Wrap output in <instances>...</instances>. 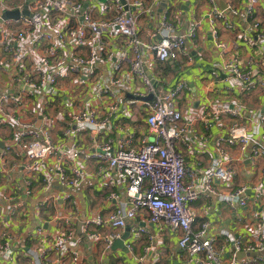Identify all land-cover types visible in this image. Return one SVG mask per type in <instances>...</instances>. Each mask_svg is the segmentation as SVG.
I'll return each mask as SVG.
<instances>
[{
    "label": "built area",
    "instance_id": "built-area-1",
    "mask_svg": "<svg viewBox=\"0 0 264 264\" xmlns=\"http://www.w3.org/2000/svg\"><path fill=\"white\" fill-rule=\"evenodd\" d=\"M10 1L0 0V4ZM28 1L26 10H12L19 12L17 19L4 20L3 14H0V32L6 20L13 21L21 28L18 31L1 32L0 36L4 53L15 54L17 57L14 80L16 83H23L25 87L0 94V127L13 126V143L24 147L27 164L23 166L24 179L21 188L25 196L28 198L33 192L32 177H40L45 188L50 186L52 177H55L62 187H72L82 177V170L77 167L76 162L93 161L99 169L115 172L119 184L125 183L124 198L121 201L118 200V194H109V199L115 202L111 211L106 215L92 214L81 226L86 237L104 244L105 252L120 238L121 235L116 230L124 229L128 221L135 219L138 213L143 211L149 224L165 226L178 233L182 264H250L247 259L242 263H237L235 259H222V248H219L217 239L208 235V222H202L194 229L195 219L190 205L197 202L200 195H204L216 197L230 206L237 204L244 207L248 186H240L231 193L224 194L217 190L213 183L228 179L225 166L228 163L229 148L236 147L244 154L247 152L249 160L264 158V132L262 136L256 135L241 122L244 117L239 108H221L219 113L229 114L236 121L230 123L225 136L215 140L214 148L218 160L203 169V185L198 189L195 183L197 173L185 166L184 159L176 151L177 144L185 139V128L179 125L182 115L176 101L179 94L187 89V84L179 81L168 90H157L144 68L145 52L153 53L155 60L161 63L183 54L186 41H193L196 37L195 29H189L185 35L175 34L172 25L167 21V11H164L161 16L159 39L144 42L137 35L136 20L138 14L152 11L153 4H146L145 0H105L99 5V9L102 13L109 12L108 18L92 16L89 6L93 0H76L71 4L68 0ZM225 1V7L220 9L210 0V9L206 15L211 35L218 48L223 45L218 41L217 23L231 30L234 21L254 18L255 9L260 3V0H246L236 7L232 0ZM23 11L28 12V15H23ZM69 15L79 17L77 26L69 25ZM48 18L50 22L47 21ZM42 26L51 34L42 31ZM156 35L152 34L151 38ZM109 36L123 38L125 46L117 47L113 42L106 53L104 41ZM26 39H29L35 48L43 47L31 70L26 69L23 60L26 53L23 42ZM239 41L249 46L253 42L264 44L263 22L254 19L239 35ZM82 47H86L85 55L72 54L71 63L64 64L62 54L68 57L69 49ZM127 53H130L132 58L129 70L123 73L121 64ZM103 59L108 62L109 70L104 78H96L94 67ZM262 70L264 76V68ZM222 71L223 77L215 72L212 76L225 82L229 92L233 87L252 91L256 86L264 84V80L256 79L255 70L251 67L244 70L240 60L235 57L224 64ZM81 74L88 78L86 89L92 98L109 100L104 114L99 115L90 106V98H84L83 102H80L82 105L79 103L80 106L76 110L69 109L72 103L61 100V85L71 78V83H79ZM135 78L140 81L144 91H136L130 96L141 101L142 110L145 112V132L138 136L128 134L107 137L91 150L84 147L65 148L54 141L53 131L59 122L65 124L62 129L64 138L72 134L70 125L90 135H108L112 132L114 120L126 117L128 106L136 102L126 99L125 103H122L126 93H130L132 80ZM148 95H152L150 100H141ZM28 99L37 106L33 121L23 120L18 113V108L24 106ZM49 106H54L57 112L47 111ZM256 118V126L263 129L264 111L257 114ZM23 140L26 142L22 143ZM50 158H53L54 162L45 165V160ZM67 164L70 165L69 169ZM260 171L264 176V166ZM254 190L259 191L258 188ZM62 199L70 200V195L65 194ZM71 205L76 207V202L71 201ZM8 210L12 216L18 213L17 205H10ZM52 217L58 223L55 226L56 234L52 237L51 246L54 253L65 259L67 264H84L78 251L71 217L61 214H54ZM253 218L259 219V214L254 212ZM103 227H109L113 232L102 234L95 231ZM262 228L264 232V221ZM36 231L38 235L42 232L41 228ZM138 232L146 233V230L144 227H138ZM221 235L224 242H232L236 250H240L239 237L226 231ZM260 242V250H264V234L260 235ZM150 248V244L143 248V257L139 262H143ZM46 251L45 248L38 251L29 250L32 264H48L45 261ZM1 258L14 261L12 238L5 230L0 232Z\"/></svg>",
    "mask_w": 264,
    "mask_h": 264
},
{
    "label": "crops",
    "instance_id": "crops-1",
    "mask_svg": "<svg viewBox=\"0 0 264 264\" xmlns=\"http://www.w3.org/2000/svg\"><path fill=\"white\" fill-rule=\"evenodd\" d=\"M75 1L68 0L70 4ZM97 1L93 0L89 6L92 16L94 18L110 17L109 12L100 11L101 3ZM244 1L246 0H232L236 7ZM145 2L153 5L150 13L137 16V35L142 41L159 39L161 16L164 11H167V21L172 25L175 34L185 35L192 28L196 31L195 39L186 41L185 52L177 58L161 63L155 60L153 53L145 52L143 59L145 71L151 76L157 90H168L179 81L187 84V89L179 94L176 101L182 115L179 125L185 128V139L177 144L176 151L181 154L185 166L197 173L195 183L199 189L203 185L201 177L203 169L212 166L215 160H218V154L214 148L215 140L220 136H225L230 123L236 121L229 114L219 113L221 108L224 106L239 108L240 114L244 117L240 121L256 135H263L264 128L256 126V116L264 111V84L256 86L252 91L233 87L229 92L225 82L215 79L212 73H218L223 77L222 67L235 57L240 60L244 70L251 67L255 70L256 79L264 80L261 72L264 68V44L253 42L249 46L239 41V35L254 19L264 24V0H260L256 7L254 18L234 21L231 30L217 23L218 41L223 45L222 48L215 46L206 18L211 5L210 0H145ZM213 2L218 8L223 9L226 1L213 0ZM28 5V0L3 2L2 5L0 4V14L16 8L26 10ZM47 21L50 22L49 18ZM67 21L70 26H77L79 17L69 15ZM1 27V32L21 29L11 20L3 22ZM40 29L50 33L44 26ZM152 34L157 35L151 38ZM113 42L117 47L125 46L123 38L109 36L104 41L106 53ZM23 43L26 50L24 65L27 70H31L43 47L36 46L35 48L30 44L29 39ZM68 52L70 54L68 57L62 54L64 64L71 63L72 54L85 55L86 47L69 49ZM131 58L132 55L127 53L122 60L123 73L129 70ZM16 62V55L4 53L0 41V94L5 91L25 89L23 83H16L14 80ZM94 70L96 78L101 76L104 78L109 70V64L103 59L95 65ZM71 79L61 85L63 89L61 100L68 104L72 103L69 109L76 110L82 105L80 102H83L84 98H90V106L99 115L104 114L109 100L91 97L86 89L89 84L88 78L84 74L79 76V83H71ZM131 88L130 93H126L122 99V103L124 104L126 99L136 102L128 106L126 117L114 120V129L108 135L106 133L90 135L70 125L72 134L64 138L62 129L65 124L59 122L53 131L54 141L65 148L84 147L91 150L107 137L114 138L128 134L138 136L145 132V112L142 110L141 101L131 98L134 92H143L144 87L135 78L132 80ZM28 100L24 106L18 108V113L23 120L33 121L37 106L31 99ZM48 110L53 113L57 112L54 106H49ZM14 131L13 126L0 127V232L5 230L12 238L14 252L13 262L1 258L0 264H32L28 251H38L42 248L47 250L45 261L48 264H67L65 259L52 250V237L56 234L55 226L58 224L53 220L54 214L71 217L77 237L78 251L82 255L84 264L183 263L182 252L178 246V233L170 231L165 226L149 224L147 215L143 211L139 212L135 219L128 221L124 229L116 230L121 236L128 234L123 241L124 248L122 249L112 250L111 246L110 250L105 252L101 241L85 236L81 227L82 223L92 214L106 215L113 209L115 202L109 199V194H118V200L121 201L125 193V183H118V175L112 171L99 169L93 161L76 162L77 167L82 170V177L72 187H62L56 178L52 177L50 186L45 188L40 177H32L33 192L27 198L21 188L22 179H24L23 166L27 164V159L24 147L13 143ZM25 142L26 140H23L22 143ZM227 152L228 163L225 168L228 171V179L224 182L214 181L213 185L224 194H229L240 186H248L246 205L244 207H239L237 204L230 206L216 197L200 195L198 201L190 205L195 219L194 229L200 223L208 222V235L217 239L219 248H222V259L225 261L235 259L237 263H242L247 259L250 260V264H264V250H260V235L264 234L262 228L264 176L260 169L264 166V158L249 160L248 153H240L236 147L229 148ZM53 162L54 159L50 158L45 160L44 164L49 165ZM67 168H70L69 164ZM254 188H258L259 191L256 192ZM65 194L70 195V200L62 199ZM71 201L76 202V207L71 205ZM10 205H17V215H10L8 210ZM254 212L259 214V219L253 218ZM138 227H144L146 233L138 232ZM37 228L42 230L40 235L37 234ZM95 231L102 234L113 232L109 227L98 228ZM224 231L240 238V250H236L232 242L223 241L221 233ZM149 244L151 245L149 252L145 255L143 262H139V259L143 257V248Z\"/></svg>",
    "mask_w": 264,
    "mask_h": 264
},
{
    "label": "water",
    "instance_id": "water-1",
    "mask_svg": "<svg viewBox=\"0 0 264 264\" xmlns=\"http://www.w3.org/2000/svg\"><path fill=\"white\" fill-rule=\"evenodd\" d=\"M22 14H23V15H28V12L23 11ZM19 16H20V15H19V12H18L17 10H15V11H8V12H5V13L3 14L2 18H3L4 20H5V19H17ZM151 98H152V95H148V96H146V97L141 98V100L146 101V100H150ZM126 230H128V229H126ZM127 235H128V234L125 233V234H123V236H121V238L115 240V242L113 243L111 249L114 250V249H116V248H120V249L124 248V246H123V241L126 239V236H127Z\"/></svg>",
    "mask_w": 264,
    "mask_h": 264
},
{
    "label": "rangeland",
    "instance_id": "rangeland-1",
    "mask_svg": "<svg viewBox=\"0 0 264 264\" xmlns=\"http://www.w3.org/2000/svg\"><path fill=\"white\" fill-rule=\"evenodd\" d=\"M105 0H98L97 2L98 3H103Z\"/></svg>",
    "mask_w": 264,
    "mask_h": 264
}]
</instances>
